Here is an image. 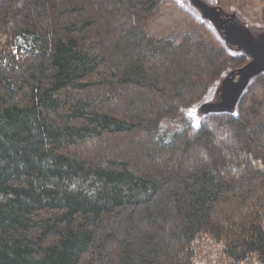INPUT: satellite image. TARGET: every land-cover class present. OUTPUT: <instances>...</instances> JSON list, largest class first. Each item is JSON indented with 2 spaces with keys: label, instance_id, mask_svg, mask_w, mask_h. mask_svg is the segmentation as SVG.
I'll list each match as a JSON object with an SVG mask.
<instances>
[{
  "label": "trees",
  "instance_id": "1",
  "mask_svg": "<svg viewBox=\"0 0 264 264\" xmlns=\"http://www.w3.org/2000/svg\"><path fill=\"white\" fill-rule=\"evenodd\" d=\"M247 60L181 0H0V264H264V73L192 113Z\"/></svg>",
  "mask_w": 264,
  "mask_h": 264
},
{
  "label": "water",
  "instance_id": "2",
  "mask_svg": "<svg viewBox=\"0 0 264 264\" xmlns=\"http://www.w3.org/2000/svg\"><path fill=\"white\" fill-rule=\"evenodd\" d=\"M204 20H207L230 51H241L248 60L242 66L225 73L214 91L194 109L198 118L209 113L234 114L237 103L251 82L264 73V29L256 31L237 15L210 0H185Z\"/></svg>",
  "mask_w": 264,
  "mask_h": 264
},
{
  "label": "rangeland",
  "instance_id": "3",
  "mask_svg": "<svg viewBox=\"0 0 264 264\" xmlns=\"http://www.w3.org/2000/svg\"><path fill=\"white\" fill-rule=\"evenodd\" d=\"M181 1H183L184 3H186L187 4V1H185V0H181ZM255 30V29H254ZM256 31H258V30H256ZM215 87V86H214ZM214 89V88H213ZM212 91H214V90H212ZM206 100V99H205ZM192 113H194L193 115H194V118H197L196 117V115H195V112H194V109L192 110ZM198 123V122H197Z\"/></svg>",
  "mask_w": 264,
  "mask_h": 264
}]
</instances>
